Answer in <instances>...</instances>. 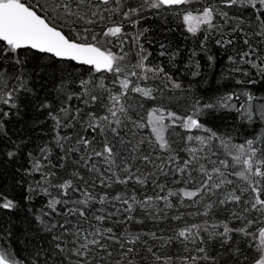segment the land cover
<instances>
[{
    "label": "trees",
    "instance_id": "16d2710c",
    "mask_svg": "<svg viewBox=\"0 0 264 264\" xmlns=\"http://www.w3.org/2000/svg\"><path fill=\"white\" fill-rule=\"evenodd\" d=\"M24 2L38 4L45 8L52 4V0H24ZM126 2L128 7H140L144 0H126ZM207 6H213L229 13V18L226 20L221 19L218 15L214 17L213 22L216 28L212 30V38L209 40L208 46L211 52L217 55V63L211 67L200 48V42L204 40L205 35L210 34L206 25H201V30L193 35L187 31V25L183 22L184 12L192 11L194 15H197ZM39 14L44 15L45 13ZM140 15L142 18L139 19V24L136 26L123 21L124 33L135 35L138 31L148 29L141 37L140 43L144 46L145 54L151 53L149 61L164 67L165 71L172 75L173 80L181 83L182 88L165 87V81L162 78L139 81L141 87L153 88L154 99H146L141 94L129 90L121 100L126 113H118L122 121L118 129L119 135H114L107 129L105 132H101L99 129L93 132L87 128L90 120L88 113L91 112L96 116L106 115L105 105L108 104V94L109 92L115 94L120 86L118 82H113L114 78L109 73H97L93 76L87 70L88 66L75 65L79 71L72 72L75 83H71L69 91L81 92L79 80L92 76L93 84H90L89 88L101 99L95 103L85 104L83 100L74 98L70 102V113L75 115L76 119L71 122L69 127L54 130L55 122L47 116V110L39 112L31 106L25 108L21 118L13 117L6 124L8 134L13 140H26L27 145L23 152L18 153L14 161H8L5 157L0 156V190H6L11 197L19 199L18 210L10 214L0 210V229L7 225L13 231L11 237L5 234L0 244L5 249L20 251L21 255L28 259H31L29 252L33 250V246L39 244L48 254V264H78V262L84 264L80 257L73 254V237L71 236L65 237L66 242L61 241L64 251L59 253V258H57L55 256L57 250L54 247L56 241L52 240V236H59L63 230L57 227L52 233L41 231V226L35 221V215L39 214V210L51 197L70 198L75 201L84 199V193L87 192L95 198L90 201L91 212L88 216V221L94 227H89V223L82 221L83 227L93 233L95 229L111 228L113 230L111 234L104 232L105 238L102 243L106 246L105 249L95 247L87 254L85 258L87 264H124L121 257L123 249L119 243L107 239L106 237L109 235L125 241L137 235L141 237L134 246L126 245V247L133 246L135 248L132 255L136 264H155L148 248H152L157 255L171 256L172 264H181L180 257L197 254L194 252L195 245L179 241L167 244L166 241L178 229L191 224H199L208 229L206 232L200 233L204 240L200 246L206 249V253L199 255L206 254L211 259H201L198 264H257V261L264 256V245L261 244L259 236V229L264 227V214L250 209V202L254 199L255 194L250 188H247L246 181L230 174L239 171V167L224 169L219 161L225 159L231 163V156L226 154L221 140L230 141L233 145L243 144L247 139H252L260 134L261 126L250 125L242 121L234 111L224 109L206 111L197 119L206 128L216 132L219 139L211 142L212 147L197 153L199 159L193 161L184 173H180L177 168L183 167V161L190 159L192 155L188 149L200 147L196 142H188L186 137L188 135L207 136L208 134L200 130H193L189 133L177 121L174 127H169L164 133L165 139L168 141V148L160 149L151 126L148 124V113L153 109H163L165 114L171 111L178 116H185L191 113L190 105L193 97L200 98L202 103L214 101L216 97L232 91L234 86L237 89L240 88L235 85L234 80H222L221 83H217L218 80H221L222 74H226V57L223 55V49L215 45V39L219 38L223 29L225 35L231 33L238 41V46L242 47L244 34L240 31L231 32V30L243 28L244 33L251 34V23L256 12L251 8H225L220 0H193L191 4L181 5L173 10L161 11L145 6ZM241 18L244 21L242 24ZM116 19L119 21L120 18ZM55 23L57 26L62 25L61 20H57ZM111 23V21L94 25L78 23L74 27L76 29L88 27L99 32L101 27L111 26ZM71 27L73 26L63 25L66 34L69 33ZM131 35L128 42L124 43L123 51L128 54L127 59L134 63L137 59V49L131 41ZM109 39L113 40V44L109 47L115 53L121 54L120 40ZM255 39L259 38H254V43ZM161 43L166 45L169 55L163 57L159 55ZM193 50L200 53L194 59L201 63V75L195 78L185 68ZM174 52H178V55L175 60H171V54ZM34 63L42 65L48 64L49 61L44 59ZM62 66L58 64L56 68H48L47 73H41L40 76H36L34 73L32 83L29 85L40 99L47 96L52 106L57 110L62 101L57 97L55 89L59 82V68ZM37 71H39L38 68ZM101 76L105 78L100 79ZM131 79L134 83L130 85V88L135 86L136 82L135 78ZM100 84L104 85L103 89L99 87ZM247 87L254 95L264 97V82ZM84 99L87 100L88 97L84 96ZM4 107L5 110H8L7 106ZM77 108L80 109L79 113L75 111ZM60 115L63 116V114ZM165 123L170 124L171 122L165 119ZM138 124L144 126L138 127ZM57 131L61 136L70 137L62 141V148L56 143ZM80 137L91 141V146L83 149L82 144L78 143ZM105 143H110L114 148L115 164L111 167L103 157L93 154L102 151ZM45 145H48L49 155L47 161H44V171L54 173L50 176L51 184L55 186L63 184L65 181H71L74 188H78L79 191L69 190L65 196L63 190L53 186L49 188L51 197L34 194L32 202L26 203L21 197L25 194L28 185L35 184L41 179L39 173L26 174L25 169L30 167L26 153L31 151L34 156H39V149ZM256 146L264 148V144ZM144 157L148 159L145 160ZM85 160L88 161L87 164H85ZM200 165L209 171L214 167L221 168V171L226 173V179L231 180L232 183H226L220 189H213L211 192L201 190V195L198 198L169 197L168 202L171 203V207H167L163 200L154 199L147 211L137 208L132 213L135 217L134 220H123L129 215L123 211L126 205H122L120 201L113 199L114 197L119 195L121 199H127L135 196L137 201H143L146 197L167 196L169 190L177 192L180 189L195 190L200 187L205 178ZM125 166L128 171L124 170ZM129 173L132 177L130 179L128 178ZM137 177L144 183H138ZM224 178L213 174L212 183H219ZM118 179H127L128 182L119 183ZM161 186H163V190H161ZM260 187L264 188V183ZM232 193L241 196L240 203L231 201L223 205L219 203V200ZM105 196L107 197L105 203H99V198ZM260 196L264 199V192H261ZM245 201L249 203L245 204ZM208 205H212V207L208 209V214L204 215ZM72 206L71 203L68 205V207ZM57 207L58 209L62 208L61 205ZM245 208L249 210L244 211ZM97 209L102 211L97 212ZM108 212H114L115 215L105 219L102 223L92 218L93 213L106 215ZM177 216L180 217L179 220L173 219ZM237 216L240 219H237ZM44 219L53 223L55 221L63 222L65 217L53 214L52 218L45 217ZM69 219L81 220L78 216L69 217ZM249 219L255 221L247 229L249 235L237 231H231L227 236L218 234L223 232L224 224H227L231 229H239L244 227ZM121 220L123 222H120ZM152 233H156L160 239L151 238ZM91 238L90 236L89 239ZM97 238L99 239V237ZM108 252L111 255H108ZM39 264H44V254L41 255Z\"/></svg>",
    "mask_w": 264,
    "mask_h": 264
},
{
    "label": "snow or ice",
    "instance_id": "6c2138e0",
    "mask_svg": "<svg viewBox=\"0 0 264 264\" xmlns=\"http://www.w3.org/2000/svg\"><path fill=\"white\" fill-rule=\"evenodd\" d=\"M192 2L193 0H144L140 7H128L126 0H52V4L45 8L38 4L26 3L24 0H0V156L5 157L8 161H14L18 153L24 151L27 141L23 139L13 140L8 134L6 124L13 117L21 118L25 108L31 106L39 112L47 110L46 114L55 122L54 130H56L69 127L71 122L76 119V116L70 113V102L74 98L83 100L85 104L95 103L101 99L100 96L93 94L89 88V85L93 84L92 76L88 79L79 80L81 92L69 91L71 83H75L72 72L79 71L75 65L88 66L87 70L93 76L97 73H109L114 78L113 82H118L120 86L115 94L111 92L108 94V104L105 105L106 115L96 116L91 112L88 113L90 120L87 128H90L93 132L97 129L105 132L107 129L114 135H119L118 129L122 121L118 113H126L121 100L129 90L141 94L146 99H154L153 88L141 87L139 81L162 78L165 81V87L170 86L173 89H181V83L173 80L172 75L166 72L164 67L159 64H152L149 61L150 52L145 54L144 46L140 43V40L148 29L138 31L135 35L125 34L123 21H127L133 26L138 25L139 19L142 18L140 14L144 11L145 6L163 11L173 10L175 7L189 5ZM220 2L225 8H251L256 12L251 23V34L244 33L243 28H233L231 30V32L240 31L244 34L242 47L238 46V41L231 33L225 35L223 29L219 38L215 39V45L223 49V55L226 57V74H222L221 80H218L217 83H221L222 80H234L235 85L240 86V88L237 89L234 86L232 91L225 92L223 95L216 97L214 101L210 100L202 103L200 98L193 97L190 105L191 113L185 116H178L171 111L165 114L163 109H153L148 113V124L151 126L152 133L155 135L160 149L168 148V141L165 139L164 133L169 127H174L177 121L189 133L193 130H200L208 134L207 136L188 135L186 137L188 142H196L200 147L188 149L192 155L190 159L183 161V167L177 168L180 173H184L193 161L199 159L197 153L204 152L205 149L212 147L211 142L219 139L216 132L206 128L197 119L206 111H218L220 109L234 111L242 121L250 125L261 126L260 134L252 139H247L243 144L233 145L230 141L221 140V145L226 150V154L231 156V163L225 159H221L219 163L224 169L239 167V171L230 174L246 181L247 188H250L252 193L255 194L254 199L250 202V209L264 214V199L260 196V193L264 192V188L260 187L264 183V148L256 146L257 144H264V97L254 95L247 87L248 85L264 82V0H220ZM39 13L45 14L41 15ZM216 15L225 20L229 18L227 11H222L213 6L204 7L197 15H194L192 11H186L183 14V22L187 25V31L193 35L201 30V25H206L210 34L205 35L204 40L200 42V48L210 67L217 63V55L212 53L208 46V42L212 38V30L216 28L213 22ZM117 17L120 18L119 21H117ZM133 17H136V19H133ZM57 20L62 21L61 26H57L55 23ZM106 21H111V26L101 27L99 32L88 27L82 29L74 27L78 23L94 25L97 23L103 24ZM240 22L241 24L244 22L242 18ZM63 25L73 26L68 34L65 33ZM130 35L131 41L137 49V59L134 63L127 59L128 54L123 51V45L128 42ZM109 38L120 40L121 54L115 53L109 47L113 44V40ZM254 38L259 39H255L254 43ZM160 49V56L169 55L164 43L160 44ZM176 55H178V52L172 53L171 60H175ZM198 55L200 53L193 50L189 56V63L185 65L193 78L201 75V63L199 60L194 59ZM44 59H47L49 63L42 65L34 63ZM58 64L63 66L59 68V82L55 89L57 97L62 101L57 110L52 106L47 96L40 99L29 85L32 83L34 73L36 76H40L41 73L46 74L48 68H56ZM37 68L39 71H37ZM104 78L103 76L100 77V79ZM131 78H135L136 82L135 86L130 88V85L134 83ZM99 87L103 89L104 85L100 84ZM22 93L24 95H21ZM84 96H87L88 99L85 100ZM4 106H7L8 110H5ZM75 111L79 113L80 109L77 108ZM60 114H63V116ZM165 119H168L171 123L166 124ZM137 126L143 127L144 125L138 124ZM69 138L68 136H61L57 131L56 143L62 148V141ZM78 143L82 144L83 149L91 146V141L85 137H80ZM39 153V156H34L31 151L26 153L30 163V167L25 169L26 174L39 173L41 177L35 184L28 185L25 194L21 197L26 203L32 202L34 194L51 197L49 188L54 186L50 182V176L54 173L44 171V161H47L49 155L48 145L41 147ZM93 154L97 157H103L109 167L115 164L114 148L110 143H105L102 151ZM144 159L147 160L148 158L144 157ZM87 163L88 161L85 160V164ZM200 169L205 178L202 180L200 187L195 190L180 189L178 192L169 190L167 196L146 197L143 201H137L135 196L127 199H121L119 195L114 197L113 199L120 201L122 205H126L123 211L129 215L124 217L123 220H134L135 217L132 213L137 208L147 211L154 199L163 200L166 202L167 207H171V203L168 202L169 197L198 198L201 195V190L211 192L213 189H220L226 183H232L231 180L226 179V173L221 171V168L214 167L209 171L203 165H200ZM124 170L128 171L127 166L124 167ZM213 174L225 178L221 179L219 183H212ZM128 178H132L131 173H129ZM136 180L138 183H144L138 177ZM117 182L127 183L128 181L127 179H118ZM54 187L63 190L65 196H67L69 190L79 191L78 188H74L71 181H65L63 184ZM161 190H163V186H161ZM84 196V199L75 201L70 198L51 197L45 206L39 210V214L35 215V221L41 226L40 230L43 232L52 233L57 227L63 230L59 236H52V240L56 241L54 247L57 250L55 253L57 258H59V253L64 251L61 241H65V237L71 236L73 237V254L80 257L84 264H87L85 259L87 254L95 247L105 249L106 246L102 243L105 238L104 232L111 234L113 230L111 228L95 229L93 233L83 227L82 221L89 223V227H94L88 221V216L91 212L90 201L95 199L87 192L84 193ZM106 199V196L100 197L99 203L104 204ZM229 201L238 204L241 202V196L232 193L219 200V203L223 205ZM70 203L73 205L72 207H68ZM244 203L248 204L249 202L245 201ZM58 205H61L62 208L58 209ZM211 207L212 205H208L203 214L207 215L208 209ZM18 209L19 199L11 197L6 190H0V210L10 214ZM248 210V208L244 209V211ZM29 211L32 210L29 209ZM96 211L100 212L102 210L97 209ZM53 214L62 215L65 219L63 222L55 221L53 223H49L48 220L44 219L45 217L52 218ZM114 215V212H108L106 215L93 213L92 218L102 223L105 219ZM77 216L81 220L69 219V217ZM173 219L179 220L180 217H173ZM237 219H240V217L237 216ZM123 220L120 222H123ZM254 223L255 221L249 219L245 226L239 229H231L227 224H224L223 232L218 234L227 236L229 232L237 231L249 235L247 229ZM205 224H207L206 221ZM68 225H71V227H68ZM207 230V227L191 224L178 229L168 238L166 243L172 244L174 241H179L195 245L194 252L197 254L180 257L179 260L181 264H189V262L198 264L201 259H211L206 254L204 256L199 255L206 253V249L200 246L204 243L200 233ZM5 234L9 237L13 235L12 229L7 225L0 229V241H3ZM90 236L91 239H89ZM259 236L261 244L264 245V227L259 229ZM106 238L120 244L121 249H123L121 257L124 264H136L132 254L135 252L133 246L141 239L139 235L127 241L113 235ZM151 238L160 239L156 233H152ZM126 245L133 246L126 247ZM148 252L155 264H172L173 258L171 256L157 255L152 248H148ZM42 254H44V264H48V254L39 244L34 245L33 250L29 252L31 259L22 256L20 251L5 249L0 244V264H39ZM108 255H111V253L108 252ZM257 264H264V256L257 261Z\"/></svg>",
    "mask_w": 264,
    "mask_h": 264
}]
</instances>
